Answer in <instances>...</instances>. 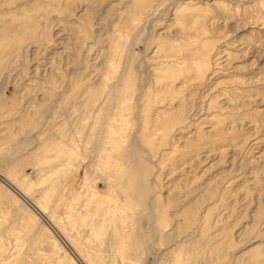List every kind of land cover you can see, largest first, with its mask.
<instances>
[{"label": "rangeland", "instance_id": "obj_1", "mask_svg": "<svg viewBox=\"0 0 264 264\" xmlns=\"http://www.w3.org/2000/svg\"><path fill=\"white\" fill-rule=\"evenodd\" d=\"M0 264H264V0H0Z\"/></svg>", "mask_w": 264, "mask_h": 264}]
</instances>
